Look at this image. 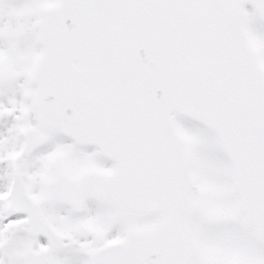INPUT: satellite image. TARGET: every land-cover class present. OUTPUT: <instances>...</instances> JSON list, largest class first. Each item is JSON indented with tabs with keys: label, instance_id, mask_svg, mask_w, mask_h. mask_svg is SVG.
<instances>
[{
	"label": "snow or ice",
	"instance_id": "1",
	"mask_svg": "<svg viewBox=\"0 0 264 264\" xmlns=\"http://www.w3.org/2000/svg\"><path fill=\"white\" fill-rule=\"evenodd\" d=\"M0 264H264V0H0Z\"/></svg>",
	"mask_w": 264,
	"mask_h": 264
}]
</instances>
